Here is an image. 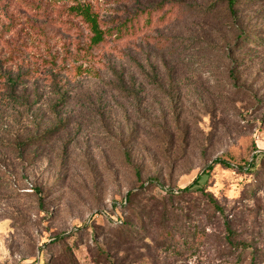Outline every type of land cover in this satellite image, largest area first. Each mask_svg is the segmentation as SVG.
I'll return each instance as SVG.
<instances>
[{
    "label": "rangeland",
    "instance_id": "obj_1",
    "mask_svg": "<svg viewBox=\"0 0 264 264\" xmlns=\"http://www.w3.org/2000/svg\"><path fill=\"white\" fill-rule=\"evenodd\" d=\"M157 4L163 23L76 56ZM66 246L76 264H264V0L235 22L220 0H0V264Z\"/></svg>",
    "mask_w": 264,
    "mask_h": 264
},
{
    "label": "trees",
    "instance_id": "obj_2",
    "mask_svg": "<svg viewBox=\"0 0 264 264\" xmlns=\"http://www.w3.org/2000/svg\"><path fill=\"white\" fill-rule=\"evenodd\" d=\"M220 1L226 2L227 12L229 14V18H230L231 22H235L236 21V0H220ZM163 9H167V7H165L163 4H157V6H155L154 9H150L147 11L140 12V13L132 16L130 19L126 20L125 22L120 23L117 26V28L114 29L113 33L112 32H110V33L101 32L99 30V28L92 27L91 28L92 36L89 40L90 42H89L88 46L86 48H80L79 49L80 52L76 56L83 54V56L85 57L86 60L92 59L94 57V52L96 50H101L105 46H107L108 39H109L107 37L114 36V39H113L114 42H122V41H125L127 39H130V38L137 36L142 31L143 27L152 25L153 21H156L155 22L156 25L159 23H163V21L165 20V16L167 14H164L162 16V18H158L162 14ZM242 37L244 39L245 36L244 35L241 36L239 38V40ZM74 59H76V58H74ZM65 67L70 68V66L68 64H65ZM217 161H218L217 163H221L228 168L230 167L229 163H227V162H222L220 160H217ZM235 168L239 169V170H245V172H247V173L248 172L255 173L257 171V170H255L256 167H255L254 160L251 163H245L243 167H235ZM204 174L205 175L208 174V171H206ZM136 175L137 176L139 175L138 172L136 173ZM199 180H200V176L197 177L195 179L194 183L191 184L190 186L178 190L179 192H177L176 195L181 194V196H182V195L194 192V191H192V188L198 184ZM35 191L37 192V190H35ZM196 191H198L202 195V197L205 200L206 206L209 208V210L212 211V215H213V213H217V215L221 219H224L223 226L227 230V232L230 233L231 231H230L229 224L225 219V210L222 207H220V205L217 203V201L211 195L206 194L203 191V189H199ZM169 194L173 195L172 193H169ZM131 195H132L131 193L127 194V198L125 199L126 203L128 202ZM119 226H120L119 228L122 229V230H120L121 232L123 230H125L126 226H124L122 224V222ZM122 227H124V228H122ZM76 232H77V230L74 231V233L72 234V237L76 235ZM56 240H59V237H57ZM232 241L233 240H232L231 236L228 234L227 239H226L227 244L229 246H232ZM68 247L69 246H66V247L61 249V255L59 257V261L61 263H64V264H76V262H75L76 260L74 258L73 253H72V250ZM40 264H46L45 261L43 260V257H42V262Z\"/></svg>",
    "mask_w": 264,
    "mask_h": 264
}]
</instances>
